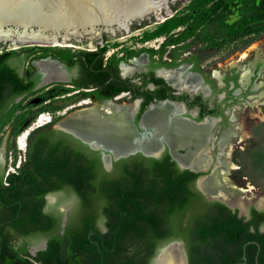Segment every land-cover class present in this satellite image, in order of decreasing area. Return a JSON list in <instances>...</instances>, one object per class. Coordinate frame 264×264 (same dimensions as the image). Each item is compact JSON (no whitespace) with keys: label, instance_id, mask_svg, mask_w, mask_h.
<instances>
[{"label":"flooded vegetation","instance_id":"1","mask_svg":"<svg viewBox=\"0 0 264 264\" xmlns=\"http://www.w3.org/2000/svg\"><path fill=\"white\" fill-rule=\"evenodd\" d=\"M173 15L168 19H171ZM149 24L152 23L142 21L133 24L128 33H116L114 36L104 34L101 43L97 46L89 47L87 40L83 39L81 42L72 41L65 46L66 49L31 50L26 53L31 59V67L20 68V60H18L20 56L16 53L14 57L8 59V64L16 69L19 77H25L34 82L32 93L23 94L14 99V103H19L14 112L20 107L25 97L45 86L50 93L45 92V96L48 94L50 97L59 98L62 92L72 103L65 112L64 109L68 105H54L47 111L52 117L40 124L35 119L44 112L41 111L42 108L36 110L38 112L35 116L29 117L22 127H30L31 124L34 127L25 135L24 146L18 148V156L15 155L14 160L10 162L14 167L9 166L5 169V166H8L7 161L10 160L8 154L12 155L7 141L9 135L0 141V148L3 141L5 142L4 155L0 159V193H3L10 201L0 203V219H3L0 222V228H3L4 236L14 248L24 246L29 255L34 257L38 252L46 249L50 237L47 233L21 235L17 234V230L8 228V225L18 219L15 217L17 213L19 217L20 209L25 205L38 207L41 221L45 224H55L54 230L58 235L63 234L67 225H76L89 213L96 218L94 222L96 228L101 233L105 232L104 218L100 216L99 209L95 206L89 209L87 205H82L83 200L88 198L89 159L99 162V166L94 169L96 179L92 180V184L96 186L102 182L104 174L118 175L117 171H114V164L120 161H125L126 166L139 163L140 167H145L149 160L168 159L169 162H173L176 171H187L197 175L193 184L194 192L208 202L217 201L226 207L228 206L224 202L208 199L198 190L199 177L213 174L221 164H227V171L223 174L226 179L237 170L245 173L246 177L253 174L264 175V139L257 138L253 134L255 127L260 126L264 129V125L262 122L256 123L247 131L237 120L240 105L257 96L252 95L256 94L255 92L260 88V84L254 81L264 64L262 56L256 59L258 61L252 68L251 76L247 83L242 85L241 71L236 66V69L231 70L229 74L215 69L205 72L202 58L195 52L196 47L193 46V43L197 42L198 35L192 36V34L182 39V32L190 26L184 27L180 32L174 30L182 25L161 26L152 33L142 32L139 39L145 45L163 36L164 40L157 48L135 47L131 45L132 43L130 45L115 44L116 39L141 32ZM53 47H61V45ZM109 48H113L110 54ZM4 51L7 52L10 49L0 45V53ZM62 51L67 53L66 62L58 56ZM166 54L170 55L169 59L166 58ZM49 66L58 74L53 79L47 75ZM26 71H29L27 77ZM215 71L219 73V79L214 76ZM263 92H260L258 96L263 98ZM96 108L106 114L110 112L115 114L123 110L124 121L133 130L134 137L137 139L144 138V135L150 132L148 127L145 129L142 127L144 117L149 114H154L153 117L161 116L166 122L172 123L171 131L179 130L181 134H190V131L203 129L205 133L197 144H194L196 142L194 140L187 145L176 146L175 149L165 138H159L155 152L143 151L144 141L134 147L114 152L107 146V149L95 146L92 141L87 140L91 138L87 134L78 133L62 124V121L74 112ZM15 120L16 123H14ZM7 125H10L13 131L18 125L17 118L9 120L5 127ZM228 132L235 133V136L227 137L222 141L224 133ZM248 138L249 144L246 142ZM11 139L15 141V136ZM177 156L188 159L187 165H181ZM245 159L250 161L246 162ZM107 160L111 162L108 168L105 166ZM199 160H205V163L199 166ZM136 173L144 174L145 170L137 169ZM11 175L14 176L11 177ZM232 186L243 191L240 193H249L252 189L247 184L245 189ZM261 186L264 187V185ZM15 206H17L15 217L7 218L10 215L9 210ZM252 211L256 212L254 216ZM237 215L243 217L245 221L251 218L264 219V208L257 209L255 206H249L246 215L238 213ZM100 222L101 225H99ZM27 229L25 225L20 228V231ZM258 230L264 231L262 221ZM18 241H21V244L16 246L15 243ZM176 242L180 243V246ZM173 243L181 248L188 263L185 243L181 239L165 241L157 251ZM32 249H36L33 255Z\"/></svg>","mask_w":264,"mask_h":264},{"label":"trees","instance_id":"2","mask_svg":"<svg viewBox=\"0 0 264 264\" xmlns=\"http://www.w3.org/2000/svg\"><path fill=\"white\" fill-rule=\"evenodd\" d=\"M196 1L206 4L211 0ZM217 7L215 4L210 11L215 13ZM261 8L254 20L251 19L252 24L242 26L241 36L252 34L253 37L239 49L264 36V5ZM201 19L197 16L193 20L182 32V39L195 32ZM188 20L169 21L163 27H176ZM15 55L12 51L0 53V135L19 106L14 99L32 93L34 88V82L19 77L16 69L8 64V59ZM58 56L67 61L65 51ZM27 76L29 71H26ZM22 130L18 129L15 135ZM253 134L264 139V129L260 126L253 129ZM88 164V198L82 205L99 209L105 232L96 228V218L89 213L76 225H67L63 234L58 235L55 224L41 221L38 207L25 205L20 209L18 219L8 228L21 235L50 234L47 247L34 257L30 256L24 246L14 248L0 228V264H151L159 246L172 239H181L185 243L188 264H236L240 262L243 245L250 241L259 244L257 260L258 264H264V231L258 230L264 219L245 221L224 204L206 201L193 191L197 175L176 171L173 162L165 158L149 160L145 167H140L139 163L126 166L125 161H120L114 164L118 175L104 174L102 182L96 186L92 180L96 179L94 169L99 162L89 159ZM137 169L145 170V173H136ZM78 194L81 195L80 191ZM1 202H10L3 193H0ZM16 211L17 206L11 208L7 218L13 219ZM252 213L253 216L256 214L255 211ZM25 225L28 229L21 232L20 228ZM256 253L255 245L246 247V264H256Z\"/></svg>","mask_w":264,"mask_h":264},{"label":"rangeland","instance_id":"3","mask_svg":"<svg viewBox=\"0 0 264 264\" xmlns=\"http://www.w3.org/2000/svg\"><path fill=\"white\" fill-rule=\"evenodd\" d=\"M215 4H218L217 10L215 13L211 12V7ZM264 5V0H211L208 1L206 4L200 3L196 0H189L183 5L176 6L174 15L171 19L166 20L162 23H152L141 32L134 33L132 36H126L124 38L116 39V45H131L135 47L141 46H152L153 48H157L161 45L162 41L164 40L163 36L158 37L156 41L151 40L147 45L143 43L139 36L142 32H154L158 30L161 26H163L166 22H179L182 19H189L186 23L178 28H175L176 31H181L184 27L190 26L193 20L197 16H201L202 19L198 23L194 34L198 35L196 38L195 43L193 46L196 47L195 52L201 56L202 58V66L205 69V72H208L210 69H215L220 71L221 73H230L231 70H235L236 67L232 64L239 60L240 56L245 54V61L243 62L244 65H248L251 63L253 58H255V53L252 50V46H259L261 51L262 60L264 61V36L260 38L258 41L253 42L249 47L246 49H239L244 46L247 41H249L253 35L241 36L242 33V26H247L248 24H252V21L261 12V7ZM252 19V21H251ZM256 28V26H253ZM114 42V40H112ZM37 49H42L45 51L49 50H58V49H66V47H19L10 49V51L15 52L20 57V68L31 67L30 65V57L26 53L29 51ZM71 49L76 50L75 48L71 47ZM113 48H109V54L112 52ZM238 49V50H236ZM190 51L192 50L189 49ZM236 50V51H233ZM39 54V53H38ZM38 54H34L38 56ZM47 55L46 53H43ZM42 55V54H41ZM181 55V53H180ZM167 59H169L170 55H165ZM47 75L49 78L53 79L57 76V72L48 67ZM254 83L260 84V88L255 92L257 96L248 100V102H244L240 105L239 116L237 117L238 123L244 127L245 130L248 129L259 122H262L264 125V97H259V93L264 91V64L262 68L258 71V75L255 78ZM47 86L41 88L37 92L25 97L20 104V107L13 113L10 120L13 118H17L18 125L13 131L11 130L10 125H7L3 133L1 135V139L5 136L9 135L8 137V144H9V151L12 153L8 154L9 159L7 161V165L5 169L8 167H14L10 164L11 161L14 160V156H18V148L24 146V137L25 135L31 131V128L34 126L31 124L30 127L23 126L25 122L29 119V117L35 116L36 110L44 111L40 115L37 116L35 119L36 122H45L49 120L52 115L47 113L54 105L55 106H67L64 109V112L70 108L72 103L69 102V98H67L62 92L60 93L59 98H53L48 96ZM45 92H47V96H45ZM42 96V97H41ZM47 104V105H45ZM44 106V107H43ZM46 106V107H45ZM59 108V107H58ZM39 111V112H41ZM62 112V114L64 113ZM35 125V124H34ZM18 129H23L20 133L15 135V132ZM15 136V141H11L12 137ZM17 141H19L17 143ZM246 142L249 144L250 139L248 138ZM19 146V147H18ZM242 152V151H240ZM17 160V158H16ZM236 165L239 163L234 162ZM234 164V165H235ZM246 174L237 170L235 173H231L227 179L229 184L234 185L235 187H239L245 189V185L247 184L248 187H251L249 193H239L236 190H232L227 197L223 200L224 203L235 210L239 215H246L247 208L249 206H255L257 209L264 208V176L261 178L258 175H250L251 177H246ZM101 225V222L100 224ZM178 244V242H176ZM21 241L15 243L16 246H19ZM180 246V243L178 244Z\"/></svg>","mask_w":264,"mask_h":264},{"label":"water","instance_id":"4","mask_svg":"<svg viewBox=\"0 0 264 264\" xmlns=\"http://www.w3.org/2000/svg\"><path fill=\"white\" fill-rule=\"evenodd\" d=\"M187 1L189 0H0V45L8 49L23 46L65 47L72 41L81 42L85 39L89 47L97 46L104 34L114 36L116 33H128L133 24L142 21L162 23L174 14L176 6ZM110 164V160L105 161L106 168ZM211 174L199 177L197 182ZM198 190L201 191L199 188ZM201 193L208 199L224 202L223 198H215L203 191ZM17 218L18 213L15 219ZM169 245L156 252L151 264H157V259ZM248 245L257 247L255 260L258 264L260 247L254 241L243 245L240 262L236 264H246ZM1 250L0 236V252ZM35 252L36 249L31 250L32 255ZM182 255L184 264H188L183 252Z\"/></svg>","mask_w":264,"mask_h":264},{"label":"bare ground","instance_id":"5","mask_svg":"<svg viewBox=\"0 0 264 264\" xmlns=\"http://www.w3.org/2000/svg\"><path fill=\"white\" fill-rule=\"evenodd\" d=\"M252 50L255 53L254 61L244 65L245 54L242 53L239 60L234 62L232 65L240 69V82L245 85L252 74V68L261 56V51L259 46H252ZM216 78L219 77L217 71L214 72ZM189 78V77H188ZM264 92L262 93V95ZM123 110H119L117 113H103L101 110H81L74 112L62 121V124L72 130H76L78 133L87 134L84 137L88 141H92L95 146H100L105 149L106 146L111 148L114 152L117 150L126 149L128 147H134L139 145V142L144 141L143 151L145 152H155L156 145L159 138H165L172 148L175 149L176 146H184L192 141L196 140L194 144H197L202 140V136L205 133L203 129L190 131V134H181L179 130L171 131L172 123L166 122L165 118L156 115L149 114L146 115L142 122V127L145 129L148 127L150 132L148 135H144V138L137 139L134 137L133 130L124 121ZM171 131L170 134H168ZM235 136V133L228 132L224 133L222 141L227 137ZM5 151V142L3 141L0 148V159H2ZM174 153V151H173ZM175 154V153H174ZM176 156V154H175ZM177 160L181 165H187V160L184 156L178 157ZM205 160H199V166H202ZM219 164V163H218ZM227 164H221L217 171L211 174L208 178H202L198 182V188L215 197L225 199L227 195L232 191L243 192L237 190L231 184H229L226 177L223 175L227 170ZM222 173V174H221ZM228 183V185H226ZM157 264H184V258L182 255L181 248L177 244L169 245L157 259Z\"/></svg>","mask_w":264,"mask_h":264}]
</instances>
